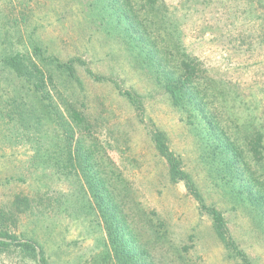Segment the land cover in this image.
I'll return each mask as SVG.
<instances>
[{"label":"rangeland","instance_id":"374dc122","mask_svg":"<svg viewBox=\"0 0 264 264\" xmlns=\"http://www.w3.org/2000/svg\"><path fill=\"white\" fill-rule=\"evenodd\" d=\"M160 2L165 31L177 42L178 54L195 60L199 84L205 77L213 81L216 98L208 95L206 102L216 135L225 140L235 131L244 136L248 129L264 130V0ZM110 3L0 0V214L7 219L1 226L19 239L36 240L50 264H114L104 227L79 185L42 162L60 145L59 128L40 116L42 100L32 89L43 78L44 89L65 117L62 99L81 108L89 123L84 140L98 151L95 158L114 164L135 200L158 214L168 225L172 244L185 245L193 263L239 264L212 233L203 203L223 213L229 233L253 264H264V239L241 210L231 209L229 195L211 179L219 175L206 164L210 158L201 155L197 130L154 84L150 67L140 66L138 50L126 49L117 36L148 28L144 11L134 0L113 2L120 12ZM129 36L126 42L141 49L144 41ZM35 46L42 53H35ZM173 53L165 56L167 70L176 63L169 59ZM15 55L23 65L38 66L44 77L35 78L30 67L19 77L5 63ZM48 55L62 62L78 60L73 77L42 59ZM157 134L181 162L202 203L183 180L170 179L165 157L156 148ZM210 140L218 138L211 135ZM37 195L43 202H35L34 210L16 209L14 198ZM0 264L34 263L9 246L0 251Z\"/></svg>","mask_w":264,"mask_h":264},{"label":"trees","instance_id":"16d2710c","mask_svg":"<svg viewBox=\"0 0 264 264\" xmlns=\"http://www.w3.org/2000/svg\"><path fill=\"white\" fill-rule=\"evenodd\" d=\"M116 1L110 0V6L114 11L120 12V8L113 4ZM134 1L139 3V10L144 11L145 22L149 26L140 31L133 27L135 32H130L128 35H132L134 39H142L144 43L141 49L140 47L137 49L132 45V41L126 42L128 35L119 31L117 36L125 44L126 49L138 50L136 59L140 66L150 67L154 84L165 90L175 108L182 109V112L186 113V118L182 119L197 130L201 155L211 159L206 164H211L210 167L219 175L211 176V179L229 195L231 209L241 210L264 239V130L254 127L256 130L248 129L244 136L235 131L234 135H229L225 140L220 139L215 133V125L211 119V104L206 102L208 95L216 98L214 86L210 84L213 82L212 79L205 77L202 84H199L201 77L199 78L197 74L195 60L178 54L177 42L170 38L171 33L168 30L165 31L163 5L160 0ZM130 11L131 9L128 10ZM118 21L122 20L118 19ZM33 51L42 53L37 46ZM44 51L48 52L46 48ZM146 52L149 53V57ZM171 53L173 55L169 59L174 58L176 63L172 69L167 70L165 56ZM161 54L163 56L159 58ZM18 57L19 55L9 57L5 63L15 70L19 77L26 75L24 70H28L29 67L31 71H28L32 72L35 78L44 77L45 74L38 66L32 63L23 65ZM42 59L55 63L57 69L63 70L71 77H73L74 62L78 61L70 59L62 62L51 55ZM48 77L52 79L51 75ZM44 86V80L40 78L33 84L32 89L42 100L43 112L40 116L55 122L58 126L60 145L57 152L47 155L42 162L53 164L59 172L63 171L66 179L75 180L79 185L83 200L89 204L91 213L92 211L95 213L93 217L100 220L104 227L110 247V257L114 264H195L185 245L172 244L168 225L158 214L155 211H146L135 200L133 190L129 188L126 179L117 171L114 164L100 155L95 158L98 151L84 140L85 133L89 131V123L81 108H76L72 103L62 99L61 105L66 113L65 117ZM123 95L129 101H133L131 93L124 92ZM211 135L218 140L212 142ZM154 140L157 150L165 157L168 164L170 179L183 180L188 191L202 203L199 192L194 188L188 175L182 171L181 162L168 150L163 136L157 134ZM56 174L53 172L52 176L58 179ZM14 199V204L19 205L16 209L22 208L23 212L34 210L35 202L37 205L43 202L42 195H37L34 199L27 197ZM202 206L211 218L212 233L223 247L237 259L239 264H253L229 233L223 213L215 207L203 203ZM77 207L80 209L82 205L78 204ZM6 221L3 214H0V223ZM9 246L16 248L23 258L30 259L34 264H50L44 247L36 240L21 236L19 239L8 229L4 230L3 224L2 226L0 224V251Z\"/></svg>","mask_w":264,"mask_h":264}]
</instances>
